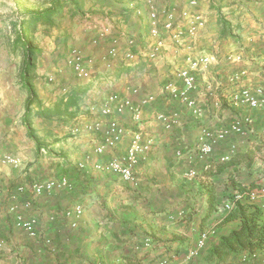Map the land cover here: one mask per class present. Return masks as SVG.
<instances>
[{
    "label": "crops",
    "instance_id": "1",
    "mask_svg": "<svg viewBox=\"0 0 264 264\" xmlns=\"http://www.w3.org/2000/svg\"><path fill=\"white\" fill-rule=\"evenodd\" d=\"M78 1L79 10L68 15L73 27L65 28L58 39L62 43L52 46L56 56L61 53V62H56L57 68H41L39 56L35 70L34 84L44 106L52 107L58 92L70 95L77 87L83 89L77 103L68 109L63 133L40 127L45 135L41 141L50 143L49 156L41 157L39 150L45 149L38 148L26 128L13 131L4 124L8 118L0 119V153H13L21 160L18 168L0 163L4 187L0 195V264H264V250H215L220 238L240 224L235 211L237 193L243 194L238 199L241 203L258 207L264 216V194L258 191L264 188V109L235 107L227 99L238 87L264 88V0H196L195 7L190 0ZM163 8L177 19L182 10L200 11L206 15L207 25L196 38H186L191 46L187 49L177 48L161 35L164 48L148 59L145 53L155 38L149 35L147 17L151 10ZM219 19L226 22V34ZM129 38L135 42L130 47L136 53L133 63L122 56L105 57L114 40L124 50ZM37 43L42 56L52 50ZM73 47L92 61L90 80L77 78L66 65ZM202 53L214 55L215 60L208 71L196 74L192 96L202 113L193 116L181 102L163 94L161 86L176 80L174 70L186 65V55ZM228 54H240L241 62L226 59ZM240 69L245 73L232 78ZM47 76L54 77L55 90L42 81ZM108 94L135 102L147 94L155 96L142 108L139 128L154 141L136 168L135 185L124 182L105 165L101 169L95 166L122 156L130 130L137 128L128 111L113 114L128 132L104 154L94 152L101 134L86 126L99 119L103 124L107 121L99 109ZM173 110L180 114L179 124L165 129L156 115ZM239 115H249L252 120L244 132L229 135L207 158L200 159L195 148L200 128L218 129ZM231 145L234 152L222 161ZM191 169L197 171L196 176L186 175ZM62 177L67 186L31 194V184L58 182ZM18 185L26 190L13 198ZM253 190L258 192L254 197L245 194ZM24 199L31 200L30 208L20 205L18 210L38 220L34 238L15 226V214L8 210ZM226 202H232L230 209L224 208ZM78 205L83 209L79 217L63 214ZM229 214L232 216L227 217ZM201 232H208L205 245L188 259Z\"/></svg>",
    "mask_w": 264,
    "mask_h": 264
},
{
    "label": "built area",
    "instance_id": "2",
    "mask_svg": "<svg viewBox=\"0 0 264 264\" xmlns=\"http://www.w3.org/2000/svg\"><path fill=\"white\" fill-rule=\"evenodd\" d=\"M189 4L195 7L197 1L190 0ZM147 23L149 25V35L155 38V40L150 44L145 56L148 59H153L158 56L164 48V37H167L177 48H190L191 46L187 43L186 38H196L206 27L207 17L205 14L197 10H182L180 12V17L177 19L173 15V12L163 8L161 10H151L147 17ZM161 35L164 37L161 38ZM134 44V39L129 38L127 40V47L124 50H120L116 44V40H114L113 45L107 49L105 57L108 60H114L122 56L125 62L133 63L136 53L133 52L130 47L134 46ZM226 59L233 62H241L242 56L240 54H228ZM213 60H215V56L207 53L186 55V65L180 66L174 70L176 80L165 82L161 86V92L170 100H178L181 102L189 110L191 115L199 116L202 113V110L197 105L196 99L192 96V92L197 87L196 74L198 72L208 71ZM65 63L77 78L82 80H90L92 78V61L85 60L79 48L73 47L70 49ZM106 65L109 67L110 62L108 61ZM244 73V70L240 69L232 75V78L239 79ZM46 79L48 82H53L54 77L47 76ZM62 90L64 91L65 89ZM136 91V89L133 90V92ZM227 99L230 105L235 107L264 109V88L262 86L238 87L228 95ZM154 100L155 96L153 94L142 96L137 102L128 97H121L118 94H108L104 98L99 111L102 116L108 118L107 121L103 124L104 121L99 119L86 126V129L89 131L101 134V139L94 148V152L97 155L104 154L108 148H114L127 131V128H125L117 118L111 117L113 114H122L128 111L132 122L137 125V128L130 130L129 144L122 156L110 158L104 163H96V168L101 169L105 165L110 172L118 175L124 182L133 185L137 183L138 178L136 175V168L146 157V154L150 150L154 141L151 136L145 135L139 128V125L142 122V108ZM156 119L162 123L165 129H172L179 124L180 114L177 110L169 112L161 111L157 113ZM251 121L249 115H239L232 122L218 129H211L204 126L201 127L196 137L195 144L198 157L200 159L207 158L217 143L231 134H242L244 132V126L250 124ZM73 131H78V127L75 126ZM262 133H264V128L262 129ZM234 150V145H231L229 153L224 154L220 159L222 161L228 160L230 154L234 152ZM177 154H180V151H178ZM20 162L21 160L16 154L9 152L0 153V163L3 165L18 168ZM196 174L197 171L194 169H191L186 173L188 177H194ZM67 185L68 183L65 177L60 178L58 182H55L54 180H46L31 184L30 192L31 194L38 196L43 192H51L56 186L63 187ZM3 189V183L0 180V195L3 192ZM25 190L24 185H18L11 195L13 198H17V195L23 194ZM258 191L259 193L264 194V188H261ZM257 193V190H253L245 194L249 197H254ZM241 197L242 195L237 193L234 196V199L238 200ZM20 205H22L23 209H28L31 206V200L24 199L20 204L15 203L11 205L8 210L15 214V226L23 230L28 236L34 238L38 235V220L34 216H25L18 210ZM231 207L232 202H226L224 204L225 209H230ZM82 210V206L78 205L66 209L63 214L68 217L74 216L77 218L81 215ZM207 238L208 232H201L199 234L196 241V247L189 252L188 259L194 257L199 250L204 247ZM149 243L148 240L145 241V245H148ZM1 246L2 244L0 242V247Z\"/></svg>",
    "mask_w": 264,
    "mask_h": 264
},
{
    "label": "trees",
    "instance_id": "3",
    "mask_svg": "<svg viewBox=\"0 0 264 264\" xmlns=\"http://www.w3.org/2000/svg\"><path fill=\"white\" fill-rule=\"evenodd\" d=\"M15 1L17 6L9 27L14 33V38L11 40V49L13 51L20 49L22 53L19 83L27 93L22 123L28 136L41 149L43 147L42 141L31 123L32 114L35 113L39 117L54 119V117H59L63 113H68V109L73 107L79 100L83 89L77 87L70 95L66 91L60 92L56 96V102L52 107L42 105L34 84L35 70L38 57L41 55V49L34 42L33 34L39 27H43L45 30L56 27L58 20L65 12L70 14L79 10V1L48 0L46 3L33 8H27L23 2L25 0ZM219 21L223 27L222 33L226 34L229 30L226 22L221 19ZM33 105H35V108L31 110ZM238 189L242 188L238 187ZM239 192L243 191L239 190ZM235 207V211L239 212L240 224L236 229L231 230L228 235L220 238L215 250L225 253L264 250V216L261 210L251 204L241 203L239 200H236ZM231 216L232 214H229L227 217Z\"/></svg>",
    "mask_w": 264,
    "mask_h": 264
},
{
    "label": "rangeland",
    "instance_id": "4",
    "mask_svg": "<svg viewBox=\"0 0 264 264\" xmlns=\"http://www.w3.org/2000/svg\"><path fill=\"white\" fill-rule=\"evenodd\" d=\"M47 1L48 0H25L23 2L27 8H33L44 4ZM16 6L15 0H0V119L8 118L9 121L6 123L4 122V124L9 125L13 131L18 130L19 132L20 130H25L22 118L25 111L27 93L19 83V70L22 58L21 50L16 49L13 51L11 49V40L14 38V33L9 26L13 21ZM68 15L69 14L65 12L61 19L58 20L56 27L51 28L50 30H45L43 27H39L34 32L33 39L37 45L39 44L37 42L41 41L43 45L50 46L52 49L51 51L46 50L47 53L44 56H42V54L40 55L39 64L41 68H48L49 66L57 68L56 62L58 60L61 62V53H58L56 56L54 51L57 49L56 47L52 48V46H58V44L62 43L63 40L58 41V39L64 34L65 28L73 27V23L70 21L71 17ZM36 38H38V40H36ZM61 50L62 49L60 48L59 52H61ZM42 81L55 90L54 84L48 82L47 79ZM59 94L60 92L57 93V95ZM46 101L48 100L46 99L45 102ZM42 105L44 106L43 102ZM34 108L35 105H33L31 110H34ZM67 117V113H63V115L59 117L48 119L39 117L33 113L31 116V123L39 139H41L45 137L40 128L41 126L44 128L49 127L57 132L63 133L68 126ZM30 139L33 140L32 138ZM47 139L51 141L49 137ZM62 142H65V139H63ZM49 144L50 143L46 141L42 142L43 147L41 149H45V152L39 150L42 154L41 157L44 155H47V157L49 156L47 151Z\"/></svg>",
    "mask_w": 264,
    "mask_h": 264
},
{
    "label": "bare ground",
    "instance_id": "5",
    "mask_svg": "<svg viewBox=\"0 0 264 264\" xmlns=\"http://www.w3.org/2000/svg\"><path fill=\"white\" fill-rule=\"evenodd\" d=\"M152 3V2H151Z\"/></svg>",
    "mask_w": 264,
    "mask_h": 264
}]
</instances>
